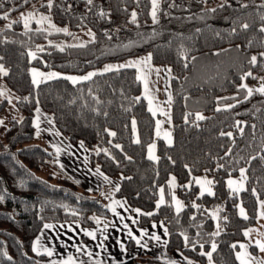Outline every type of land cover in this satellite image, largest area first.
<instances>
[{
    "label": "trees",
    "instance_id": "trees-1",
    "mask_svg": "<svg viewBox=\"0 0 264 264\" xmlns=\"http://www.w3.org/2000/svg\"><path fill=\"white\" fill-rule=\"evenodd\" d=\"M32 1L0 0V13L17 12ZM159 4L158 23L154 24L151 0H93L92 5L85 0H55L52 16L56 22L67 24L70 33L86 27L94 30L95 39L85 47L46 43L49 38L59 40L70 35L36 31L37 27L25 34L22 23L0 30V56L4 57L0 63L9 73L0 75V79L3 77L9 90L17 95L16 104L22 114L0 133V264H44L45 254L38 255L32 246L48 222L74 221L91 227L97 224L91 219L94 216L111 221L106 197L81 190L58 164L54 147L48 142H34L38 108L52 116L57 129L70 142L86 145L93 166L108 176L121 175L115 195L125 197L132 208L143 211L139 226L156 220L165 224L166 248L183 253L182 264H187L184 257L197 264L207 262V256L200 253L212 242L217 244L213 264H240L236 259L238 247L233 249L231 245H239L246 228L256 223L260 208L257 197L264 199V95L254 93L245 99L238 86L246 72L251 71L257 78L264 73V58L259 56L264 52V33L259 31L264 24L260 19L264 8L259 6L264 0H159ZM245 4L248 7H242ZM101 11L107 15L101 16ZM133 11L137 13L135 24L130 22ZM243 23L250 27L243 30ZM40 47L43 51L38 50ZM32 49L38 50L35 59L29 55ZM147 52L154 63L168 65L172 74L173 143L159 139L157 160L149 159L147 154L155 137L156 116L142 95L136 68L96 72L90 80L76 84L63 77L38 87L32 83V64L84 72ZM252 56L258 57L255 67L249 64ZM7 104L8 99L0 96V114ZM196 113L205 119L197 121ZM237 121L243 133L235 126ZM222 131L232 132L233 136H221ZM109 132L116 135L110 136ZM117 144L121 147L116 148ZM45 166L61 169L62 176L39 175ZM244 166L246 190L233 192L227 177ZM200 173L212 176L214 195H201L194 182L184 187ZM171 174L176 176L178 193L185 202L178 216L170 202ZM161 186L166 188L169 200L157 209ZM240 201L248 219L240 215ZM193 203L198 208H193ZM214 207L219 208L218 236L211 235L217 228L211 212ZM150 212L154 214L147 215ZM181 233L189 237L187 247ZM192 243L196 244L195 251ZM122 262L168 264L152 255L101 264Z\"/></svg>",
    "mask_w": 264,
    "mask_h": 264
},
{
    "label": "crops",
    "instance_id": "crops-1",
    "mask_svg": "<svg viewBox=\"0 0 264 264\" xmlns=\"http://www.w3.org/2000/svg\"><path fill=\"white\" fill-rule=\"evenodd\" d=\"M59 134L60 135L57 137V141L52 146L55 150L56 147L61 149L60 153L57 154V161L59 165H63L62 170L68 173L71 177L74 175L79 177V173L73 169L76 164L84 166L86 171H89L90 168L96 171L97 167L91 164L90 151L86 145L83 143V147H81V142L72 143L64 135H62V133L59 132ZM100 171L103 175L96 174L98 179L95 180L96 183L94 184L95 187H93V189L103 192V189L109 184V182L104 180V177H108V181L112 180V193L109 196L104 194V196L106 199H109L107 201L108 206L112 204L113 200L120 201L121 204H123V207L116 205V209L120 216H123L124 219L121 220L117 215H114L109 207L111 221L108 223L103 219H100V224H96L91 227L84 226L81 223L74 221L46 223L53 225V227L46 229L43 226L39 234L34 239L35 241L37 238H40V252L46 256L44 264H51L53 260L57 261V264H60L61 261L67 260L69 256L74 258L76 264H81V262H83V264H96L97 261L101 264L123 261L138 255L157 256L166 260L168 264L170 261H176V264H182V256L180 253L169 252L166 248L167 243L165 244V241L167 242L168 235L164 234V230L160 226L162 221L156 220L148 225L139 226L138 221L143 211L139 208H132L125 197L115 195L116 187H119L120 184V177L114 178L106 175L101 169ZM86 189L89 190L88 188ZM136 209L140 210V214L135 211ZM262 211H264V209H261L260 207L256 223L246 228V230L253 229L254 231L251 232L249 237H245L240 242V244L249 245L248 251L253 256L258 258L264 257V253H260L258 249L252 247L251 243L256 239L264 240V235H261V233H264V218H261L260 216V212ZM133 220H135L136 223H133ZM154 223L156 224L155 228L152 227ZM124 224H127L128 228H125ZM105 225H107L106 228ZM69 227L74 229V231H70ZM129 229H131L137 238L141 239V244H147V249H139V246L135 243V241L128 237L127 232ZM141 230H147L148 236L141 238ZM85 231L95 232L96 239L93 240L91 237L86 235ZM153 233L159 235L161 240L156 241L154 239H150L149 237ZM105 236H107V239H104ZM69 237H72V239H69ZM101 242L103 243V247L99 246L101 245ZM121 243L126 248V253L122 251L120 247ZM45 247L52 249L54 255L51 257L47 256V254L43 252ZM77 247H81L82 250L77 252ZM237 250L236 253L242 251L239 247ZM86 251L92 252L93 255L91 258L86 255Z\"/></svg>",
    "mask_w": 264,
    "mask_h": 264
},
{
    "label": "snow or ice",
    "instance_id": "snow-or-ice-1",
    "mask_svg": "<svg viewBox=\"0 0 264 264\" xmlns=\"http://www.w3.org/2000/svg\"><path fill=\"white\" fill-rule=\"evenodd\" d=\"M30 2V0H24V3H28ZM86 4L87 5H92L93 4V0H85ZM138 2V0H137ZM204 2H206V0H204ZM53 3H54V0H47V4L46 5H42L44 7H47L49 9V11L52 9L53 7ZM0 7H2V5H0ZM159 7H160V4H159V0H151V18H152V22L155 24V23H158V17H157V12L159 10ZM242 7H248V5H242ZM259 7L261 8H264V4H261ZM211 11H215V9H211ZM101 16H105L107 15L104 11H101L99 13ZM136 17H137V13L135 11L132 12L131 14V23H136ZM0 19H4V20H8L9 19V12H5L3 14L2 17H0ZM260 19L262 21H264V15H262L260 17ZM35 20V22L39 25H44L45 23H47L48 27L53 29L55 32H63L65 33L66 35H72V33L68 32V29L67 28H58L56 27L55 24L52 23L51 21V17L48 16V15H43V14H40L39 17L37 18V14L36 12H29L27 15H24L23 13L21 14V18L19 21H13L12 23H9L6 27L8 29H11L12 28V24L13 23H22L23 24V27L25 29V34H27L28 32L32 31L31 27H30V23ZM250 27V25L248 23H243L241 25V28L243 30H247L248 28ZM36 31H44V29L41 27V28H38L36 29ZM236 29L234 28L233 29V32H235ZM259 31L261 33H264V24L261 25V27L259 28ZM88 35L94 40L95 39V34L91 32V29L88 30ZM110 38V37H109ZM251 44V42H249ZM71 47H85L86 45L81 43V44H78V45H70ZM39 51H43V48H40L38 49ZM61 51H63V47L60 48ZM29 55L35 59V53H29ZM259 56L261 58H264V52H261L259 53ZM4 57L3 56H0V61H3ZM193 59H195V57H193ZM151 60H152V55L151 53H149L146 57L144 58H141L139 60H136V61H129L125 64H122V65H119V68H128V67H134V68H139L142 75L138 77V79H142L145 81V91L147 93L148 91V88H147V80L145 78V75H144V68H147L148 71H152V67H151ZM249 64H251L253 67H255L257 64H258V57L257 56H252L249 60ZM143 65L144 68H141L140 66ZM264 66V65H262ZM185 67H187V65H185ZM109 71H113V67L111 65L109 66H106L103 70V72H109ZM155 71L157 72V74H159V72L161 71V69H155ZM166 72L170 73L171 72V69H166L165 70ZM9 73H8V70L5 68L4 64L3 63H0V75H3V76H7ZM31 74H32V83L33 85L35 86H39L40 83H43V82H46L48 80H51V79H58V78H61L59 76V74L57 73H54V72H50V73H43V72H39L37 71L36 69H32L31 71ZM98 73L96 72H91V73H88L86 76H83V77H75V76H67V77H63L64 79H67L69 81H71L73 84H76L82 80H90L93 76L97 75ZM100 74H103V73H100ZM248 77H252L253 79H259L260 81H262V83L260 84L259 87L257 88H252V87H249L248 84L246 83H241L239 86H238V91H243L245 93V99H248L250 97L253 96L254 93H259L260 95H264V77H253V73L251 71H248L246 72L244 75L241 76V81L245 80L246 78ZM6 92L4 91H0V96H6ZM26 99V98H25ZM139 99V98H137ZM187 99V98H185ZM169 102H171V96H169ZM8 103L11 104V99L8 98ZM152 103V100L151 98H149V104L151 105ZM229 108L231 107H235V105H229L228 106ZM149 111H151L153 113V115L156 114L155 110L153 108H149ZM216 111H221L220 108H217ZM37 112H39V109H37ZM165 115H169L167 113H165ZM190 115V114H189ZM195 118L197 121L199 120H203L205 119V117L200 114V113H196L195 114ZM185 122L187 123L188 122V116L186 115L185 116ZM169 121H170V115H169ZM3 120H0V125H3ZM135 120L132 121V125H133V131L135 132ZM241 125V122L240 121H237L236 122V127L239 129V131L241 133H243V128L240 127ZM198 126V125H197ZM35 127L37 129H39V119L37 118V121L35 122ZM253 128H255V125H253ZM37 135H39V132H37ZM109 135L110 136H115L116 133L115 132H109ZM157 135H159V122H157ZM221 136H228L229 138H231L233 136V133L232 132H221L220 133ZM171 134L170 133H165V137L168 138V143L169 145H171L172 143V140L170 138ZM136 143H139L140 141L137 139L135 141ZM81 147H83V143L81 142ZM116 148H120L121 146L119 144L115 145ZM155 148V145H150L149 146V159L151 160H156L158 159L156 156H154L152 154L153 152V149ZM61 151V149L59 147H56V153L59 154ZM105 152H107V150L105 149L104 150ZM230 151V150H229ZM128 159H131L130 157H128ZM252 159H256V157H252ZM261 159H264V157H261ZM61 168H63V165L61 164L60 165ZM185 167H187V165H185ZM222 167V165H221ZM189 172H191V169H189ZM96 174L97 175H103L100 171V168L97 167L96 168ZM240 176H241V180L240 181H236V180H232V179H229L227 181V184H228V187L233 191V192H240L241 190H246L244 188V184H245V181L247 180V169L245 168H241L240 169ZM104 180L106 182H109L108 181V177H104ZM194 182L195 184L199 185L200 188H201V195H203L205 192L209 195H214V193L212 192L211 190V185L213 184V181L212 180H209L207 179L206 177L204 178H196L194 177L192 181L189 182L188 185H185L184 187L186 188H189L191 183ZM78 183V181H77ZM168 185L171 189H174L175 186H176V180H175V177H172L169 181H168ZM92 189H89V191H91ZM116 191H119V187L117 186L116 187ZM252 192H253V195H256V192H255V189H252ZM0 199H2V197H0ZM172 200L174 201V204H175V212L177 214V216L179 215V213L183 210L184 208V205L183 203L177 199L175 197V195H172ZM257 201L261 207V209H264V200H259V198L257 197ZM165 204V199H164V189L163 188H160V199L156 205L157 209L160 208L161 205H164ZM116 205H119L120 207H123V204H121L120 201H116V200H113L112 201V204L109 205L112 213L114 215H117L121 220L124 219L123 216H120V214L117 212V209H116ZM192 207L193 208H198V205H196L195 203L192 204ZM239 207V212H240V215L244 218V219H248V216L245 212V209L242 207V206H238ZM138 214H140V210L139 209H136L135 210ZM154 213H147V215L151 216L153 215ZM260 216L261 218H264V211L260 212ZM91 219L95 220V222L97 224H100L101 221L98 217H91ZM192 219L194 220L195 217L193 216ZM225 220H227V217H224ZM133 223H136L135 220H133ZM163 230H164V234L165 235H168V229L167 227L164 226L163 222H161V225H160ZM53 225H50V224H45L44 225V228L46 229H49V228H52ZM107 227V225H105V228ZM124 227L125 228H128V225L127 224H124ZM153 228L156 227V224L154 223L152 225ZM69 230L70 231H74V229H71V227H69ZM254 231L253 229H247L244 231V236L245 237H249L251 232ZM85 234L88 235L89 237H91L93 240L96 239V233L95 232H92V231H85ZM220 234V225L217 224V231L213 232L211 235L212 236H218ZM127 235L130 239L134 240L135 243L142 247V248H145L147 249V244H141V239L140 238H137L133 232L131 231V229L128 230L127 232ZM181 235L183 236V240H184V243H185V247H187L190 243L189 241V237L187 235H184L183 233H181ZM197 235H199V233H197ZM261 235H264V233H261ZM144 236H148V232L147 230H141V238H143ZM150 239H154L156 241H160L161 240V237L159 235H156L155 233H153L150 237ZM69 239H72V237H69ZM104 239H107V236L104 237ZM119 243V241H118ZM167 242L165 241V244ZM100 247H103V243L101 242V245H99ZM251 246L258 249L260 253H264V240H261V239H256L255 241H253L251 243ZM120 247L122 249V251H124L125 253L127 252L126 248L124 247V245L121 243L120 244ZM195 247H196V244L195 243H192V250L195 251ZM199 247L201 249L204 248V245L203 244H200ZM231 247L233 249H236L237 247H239L240 249H242V251L240 252H237L236 253V259L240 262V264H264V257H256V256H253L249 251H248V247L249 245H245V244H233L231 245ZM40 249H41V241H40V238H37L34 242H33V246H32V250L34 252H36L38 255L41 254L40 252ZM217 249V244L215 242H212L211 243V251H208V252H201L200 255H203V256H207L208 258V262L209 264H212V255L213 253L216 251ZM77 252H80L82 250L81 247H77L76 248ZM43 252L47 254V256L51 257L54 255V252L52 249H49V248H44L43 249ZM86 255L91 258L92 257V252L91 251H86ZM181 256H183V253H180ZM9 259H11V257H9ZM184 259L187 261V264H193V262L191 260H189L187 257H184ZM51 264H57V261L53 260L51 262ZM60 264H76L74 258L72 256H69L67 260L65 261H61ZM81 264H83V262H81ZM96 264H99V262L97 261ZM123 264V262H122ZM169 264H176V261H170Z\"/></svg>",
    "mask_w": 264,
    "mask_h": 264
},
{
    "label": "rangeland",
    "instance_id": "rangeland-1",
    "mask_svg": "<svg viewBox=\"0 0 264 264\" xmlns=\"http://www.w3.org/2000/svg\"><path fill=\"white\" fill-rule=\"evenodd\" d=\"M46 4H47V0H34L30 3V5L28 7L21 9L17 12H14V13H9V19L8 20H4V19L0 20V30L6 28V26L9 23H12L13 21L20 20L22 13L24 15H27L29 12H36L37 18L39 17L40 14L48 15L51 17V21L53 24L56 25V27L67 28L68 32L71 31L70 27L67 24H61V23H58L54 20V18L52 16V12L49 11L48 9H45L44 6H42V5H46ZM3 14L4 13H0V16H3ZM22 26H23V24H22ZM30 27H37V28L42 27L44 30H47L49 32H55L53 29L48 27L47 23H45L44 25L41 26V25L37 24L35 22V20H33L30 23ZM89 29H91V28H89V27L80 28V29L76 30V32H74L72 35L67 36V37L62 36L59 40L49 38L46 43L57 44L59 46L78 45L81 43L85 44V43L93 40L88 35ZM91 32L95 34L93 29H91ZM30 52L35 53V57H36L38 50L32 49ZM148 54H149V52L139 54V55H135V56H131V57H127L124 59H117V60H113V61H108V62H105V63L95 67V68L89 69V70L84 71V72H69V71L59 70L57 68H43L37 64H32L31 71H32V69H36L37 71L43 72L45 74L50 73V72H54V73L59 74L60 77H67V76L83 77V76H86L88 73H91V72H103L104 68L106 66H109V65H111L113 67V70L119 69V65L125 64L129 61L139 60L141 58L146 57ZM30 58L33 59L31 56H30ZM140 67L144 68L143 65H141ZM151 67L153 69L152 71H148L147 68H144V75H145V78L147 80V88H148L147 93L145 91V81L142 79H140V80L142 82V95L146 97L148 104H149V98H151L152 103H151V105L149 104V108L150 107L153 108L156 112V114H155V116H156L155 137L148 145L147 154L149 156V146L154 144L155 148L153 149L152 154L158 158L157 147H158L159 139H163L166 143H168V138L165 137V133L171 134L170 138H171L172 143H173L172 94H171V86H170L172 74H171V72L168 73L165 71L166 69H170V67L168 65L156 64L151 60ZM136 69L138 72V77L141 76L142 73H141L140 69L139 68H136ZM155 69H161L159 74H157ZM259 77H264V73L261 74ZM242 83L248 84L249 87L257 88L260 86L262 81H260L259 79H257L256 81H248L247 79H245V80H243ZM0 91H4L7 94L6 96H2V97L7 98V99L8 98L11 99V104L8 103L6 108L4 109V111L0 114V120H3V122H4L3 125H0V133H1L9 126L10 121L12 119H14V118L19 119L22 117V114L20 113V111L17 107V104H16V101L18 98L17 95L9 90V88L5 82V79L3 77L0 79ZM169 96H171V102H169ZM38 109H39V112H37V110H36L34 123L37 121V118H38L39 119V129H37L35 127L36 128V137H35L34 142H37V143L48 142L49 144L53 145L57 141V139H58L57 137L60 135L59 134L60 131L58 129H56L57 127L55 126L53 120L51 119L52 116L50 117V115L47 112H45L42 108H38ZM165 113L170 115V121H169V115H165ZM157 122H159V135H157ZM37 132H39V135H37ZM137 139L138 138L136 137V140ZM242 168L246 169L245 166ZM73 169L79 173V177L74 175L72 178L76 183L78 181L77 185L80 187L81 190L88 188V189H92L91 190L92 193L99 194L100 191L93 189V187H95L94 184L96 183L95 180L98 179L96 177V171H94L91 168L89 169V171H86L84 166H81L80 164H76L73 167ZM61 171H62L61 169H58V168H55L52 166H49V167L45 166L41 170H39L38 174L41 176L47 177L49 174L52 173V174H54L55 177H57V176H62ZM119 176L121 177V175H118V176H115L114 178H116V177L119 178ZM172 177H175L176 186L174 189H171L169 187L170 202L172 203V205L175 209V204H174V201L172 200V195H175V197L177 199H179L183 203L184 206H185V202L183 200V197L178 193V181H177L176 176L174 174H171L169 177V180ZM194 177H196V178L206 177L207 179L212 180L213 184L210 187H211L212 192H214V180H213L212 176L208 175L207 173H200V174L195 175ZM229 179L240 181L241 180L240 171L237 174H233V175L228 176L227 181ZM112 184H113V182L111 180L110 183L108 184V186L106 188H104L103 192L101 191L100 194H102V195L105 194L106 196H109L112 193ZM188 184H189V182H188ZM245 187H246V181L244 184V188ZM160 188L164 189V199H165V202H167L169 199H168V196L166 194V190H165L166 188L164 186H161ZM200 193H201V188H200ZM159 199H160V195H159L158 201H159ZM108 200L109 199H106V201H108ZM238 205L242 206L245 209V212L247 214L246 207L243 205V203L241 201L238 203ZM211 212L215 218L216 223L218 224V222H219V208L214 207L211 209ZM216 231H217V228H216ZM141 248L142 247L139 246V249H141ZM208 251H211V247L209 249H206L204 252H208ZM145 254H147V253H145ZM213 262L214 261L212 260V264H213ZM193 264H197V263L194 261ZM204 264H209L208 258H207V262H205Z\"/></svg>",
    "mask_w": 264,
    "mask_h": 264
}]
</instances>
